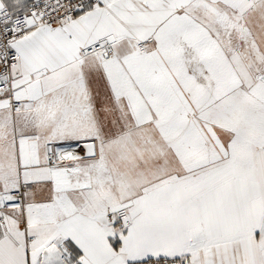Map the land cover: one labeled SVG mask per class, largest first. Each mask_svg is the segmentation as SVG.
<instances>
[{
  "label": "snow or ice",
  "instance_id": "6c2138e0",
  "mask_svg": "<svg viewBox=\"0 0 264 264\" xmlns=\"http://www.w3.org/2000/svg\"><path fill=\"white\" fill-rule=\"evenodd\" d=\"M0 264H264V0H0Z\"/></svg>",
  "mask_w": 264,
  "mask_h": 264
}]
</instances>
